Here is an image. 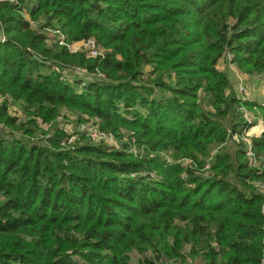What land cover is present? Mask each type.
Listing matches in <instances>:
<instances>
[{"label":"trees","instance_id":"1","mask_svg":"<svg viewBox=\"0 0 264 264\" xmlns=\"http://www.w3.org/2000/svg\"><path fill=\"white\" fill-rule=\"evenodd\" d=\"M226 58L264 76V0L0 3V264H264V132L247 155L238 110L264 105Z\"/></svg>","mask_w":264,"mask_h":264},{"label":"rangeland","instance_id":"2","mask_svg":"<svg viewBox=\"0 0 264 264\" xmlns=\"http://www.w3.org/2000/svg\"><path fill=\"white\" fill-rule=\"evenodd\" d=\"M55 33V30H51L49 31V34H52ZM60 43H62V39L60 37ZM91 42H76V43H73V44H69V49L70 51L72 52H75L77 50H81V49H88L89 47H91ZM77 46V48L75 47ZM219 68L224 70V71H229V75L233 74L234 76H236V83L234 82L235 86H234V91L236 93V95H238L241 99L243 100H252L253 99V95L260 101L259 103L260 104H263L264 105V88L262 89L261 87L263 86L260 82L259 83H256L255 85H253L252 87L249 88L248 85H245L242 78L243 76L247 75L243 72H241L240 70H238L234 64H231L229 62V60L226 58L224 60L221 61V63L219 64ZM85 71V70H84ZM84 72H82L81 74H83ZM74 74L77 75V73L74 72ZM250 77H254V75H248ZM70 77V76H69ZM64 79H68L67 77L64 78ZM83 82H81L77 89L79 90V92L82 91V87L84 85H82ZM260 90V91H259ZM0 104H1V101H0ZM241 107V106H240ZM15 109H16V106L14 105H11L10 106V110H9V113L11 115H15ZM239 112L241 113L242 115V118L244 119L245 122H248V123H251V127L245 132V135L244 137L246 136V138L248 139V141L250 142V137L255 135V136H259L261 135V133L264 132V122L259 114V112H257V109H256V106H253V108H247L246 106H243L242 105V108L241 109H238ZM61 119L63 120H66V121H72V122H66V126H65V130L66 129H74L76 130L77 125L74 124L73 122V119H75L74 116H71V117H68L66 116L65 118L64 117H61ZM59 118V121L61 120ZM64 123V122H62ZM86 125L89 126L90 129H92V133H97V130L98 131H101L98 127V124L96 121L94 120H90L88 122H83L82 125H79V128L80 130H85L84 128L82 127H86ZM262 126L259 130L258 128ZM123 132L122 135H125V130L122 129L121 130ZM102 132V131H101ZM120 132V133H122ZM251 132H254V134H252ZM257 133H259L257 135ZM234 138L237 137L236 134L233 135ZM101 141V140H99ZM114 141L116 142L115 138H114ZM249 147V146H248ZM196 262H194L195 264Z\"/></svg>","mask_w":264,"mask_h":264},{"label":"built area","instance_id":"3","mask_svg":"<svg viewBox=\"0 0 264 264\" xmlns=\"http://www.w3.org/2000/svg\"><path fill=\"white\" fill-rule=\"evenodd\" d=\"M13 1L14 0H0V3L13 2ZM87 42H91L90 43L91 47L88 48L89 54L91 56H97L100 53V51L94 46L95 45L94 41L88 40ZM75 47L77 48V46H75ZM74 72L77 73V74H81L82 72H84V69L77 68V69L74 70ZM62 76H63L62 77L63 79L66 78V77L69 78L67 73H65ZM82 85H84V82L82 83ZM0 101L1 102L3 101V98L1 96H0ZM241 108H242V106L239 107L238 109H241ZM82 128L86 129V132L88 133V135L91 137V139L93 141L98 142L99 140H103V141H105V142H107L109 144H112V143L115 144L116 143L114 141V137L112 135H109V134H107L105 132H101V131H98V130H97V133H92V129H90L88 125H86V127H82ZM244 135H245V133H244ZM244 135L242 136V139L245 141V144H246V153H247V155H251L252 154L251 147H250L251 140L249 142L248 139L246 138V136L244 137ZM72 138L73 137H71L68 142H71ZM236 139H237V137H236Z\"/></svg>","mask_w":264,"mask_h":264},{"label":"crops","instance_id":"4","mask_svg":"<svg viewBox=\"0 0 264 264\" xmlns=\"http://www.w3.org/2000/svg\"><path fill=\"white\" fill-rule=\"evenodd\" d=\"M228 75H229V71L227 72V71H225ZM253 76V75H252ZM229 79L232 81V83L234 84V82L236 83V76H234L233 74H231V75H229ZM242 80H243V82H244V84L245 85H248L249 86V88L250 87H252L253 85H255L256 83H261L263 86L261 87L262 89L264 88V76H258V75H254V77H250V76H248V75H245V76H243V78H242ZM234 86H235V84H234ZM260 91V90H259ZM251 101H253V102H255V103H259L260 101L253 95V99L251 100ZM260 104V103H259ZM262 126H260L259 128H258V130L261 128ZM252 134H254V132H251ZM259 133H257V135H258ZM253 136H255V135H253Z\"/></svg>","mask_w":264,"mask_h":264}]
</instances>
